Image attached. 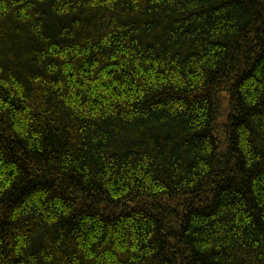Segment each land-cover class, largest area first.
I'll list each match as a JSON object with an SVG mask.
<instances>
[{"label":"trees","instance_id":"obj_1","mask_svg":"<svg viewBox=\"0 0 264 264\" xmlns=\"http://www.w3.org/2000/svg\"><path fill=\"white\" fill-rule=\"evenodd\" d=\"M0 264H264V0H0Z\"/></svg>","mask_w":264,"mask_h":264}]
</instances>
